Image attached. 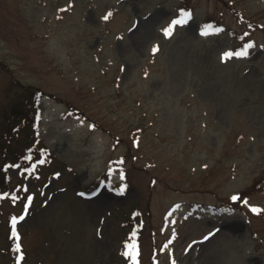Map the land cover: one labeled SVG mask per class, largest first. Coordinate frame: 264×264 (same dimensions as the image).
<instances>
[{"label": "rangeland", "instance_id": "374dc122", "mask_svg": "<svg viewBox=\"0 0 264 264\" xmlns=\"http://www.w3.org/2000/svg\"><path fill=\"white\" fill-rule=\"evenodd\" d=\"M34 89L0 264H264V0H0V128Z\"/></svg>", "mask_w": 264, "mask_h": 264}, {"label": "trees", "instance_id": "16d2710c", "mask_svg": "<svg viewBox=\"0 0 264 264\" xmlns=\"http://www.w3.org/2000/svg\"><path fill=\"white\" fill-rule=\"evenodd\" d=\"M29 88L27 87L26 90ZM39 93L38 89H34V93L32 91H25L24 95L20 97L17 101L13 103L10 108V112L7 115V122H5V127L1 125V137L0 142L4 139V143L9 136V141H11L15 134H20L21 132H25L27 129L32 128L34 123V119H36V115L39 113V101L37 97ZM5 136V137H4ZM3 146V144L1 145ZM8 172H4L2 174V179L0 180V190L8 189ZM18 239V238H17Z\"/></svg>", "mask_w": 264, "mask_h": 264}, {"label": "snow or ice", "instance_id": "6c2138e0", "mask_svg": "<svg viewBox=\"0 0 264 264\" xmlns=\"http://www.w3.org/2000/svg\"><path fill=\"white\" fill-rule=\"evenodd\" d=\"M173 23L175 25V24L183 23V21L177 20V21H174ZM166 34H170V32L166 31ZM205 34H207V33H205ZM248 47H250V45ZM233 55L244 56V55H247V52L246 51H242V52H239V53H225V57H228V58H230ZM120 194H123V190H121ZM232 199L236 200L237 197L234 196V197H232ZM253 211H256V209H253ZM14 224H15V222H14ZM205 239H207V237H205ZM17 251H19V245L17 246Z\"/></svg>", "mask_w": 264, "mask_h": 264}]
</instances>
